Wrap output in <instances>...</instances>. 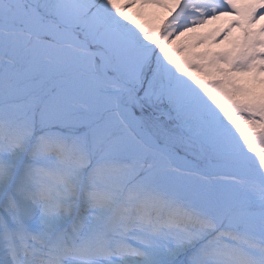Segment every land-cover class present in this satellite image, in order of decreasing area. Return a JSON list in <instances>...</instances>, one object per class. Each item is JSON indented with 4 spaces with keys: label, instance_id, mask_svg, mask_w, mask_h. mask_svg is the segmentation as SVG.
<instances>
[{
    "label": "snow or ice",
    "instance_id": "snow-or-ice-1",
    "mask_svg": "<svg viewBox=\"0 0 264 264\" xmlns=\"http://www.w3.org/2000/svg\"><path fill=\"white\" fill-rule=\"evenodd\" d=\"M259 20L264 0H0V264H264Z\"/></svg>",
    "mask_w": 264,
    "mask_h": 264
},
{
    "label": "rangeland",
    "instance_id": "rangeland-1",
    "mask_svg": "<svg viewBox=\"0 0 264 264\" xmlns=\"http://www.w3.org/2000/svg\"><path fill=\"white\" fill-rule=\"evenodd\" d=\"M148 12H154L156 13L159 17H163L165 15H167V10L163 9V8H149L147 9ZM225 22L223 23V17L215 20V21H210L208 24L204 25L202 28L198 29L197 31L200 33H211L213 30L215 29H219L225 26V24L227 23L229 17H225ZM264 23V20H259L257 21V23L255 25H253V27H258L259 24ZM240 35V29L238 28H233L231 31V35L229 37L228 40L223 41L220 44H211L210 43V38H209V42H207L205 45H201L199 46L196 50H202L205 47H209L212 49L215 48H229L231 47V39L238 37ZM260 77L261 80H264V73H260ZM244 81L248 82L247 77H244ZM256 91L258 92H264V83H260L255 85ZM258 147H264V145H258Z\"/></svg>",
    "mask_w": 264,
    "mask_h": 264
},
{
    "label": "bare ground",
    "instance_id": "bare-ground-1",
    "mask_svg": "<svg viewBox=\"0 0 264 264\" xmlns=\"http://www.w3.org/2000/svg\"><path fill=\"white\" fill-rule=\"evenodd\" d=\"M223 18H224V19H223V23H224L226 18H225V17H223Z\"/></svg>",
    "mask_w": 264,
    "mask_h": 264
}]
</instances>
